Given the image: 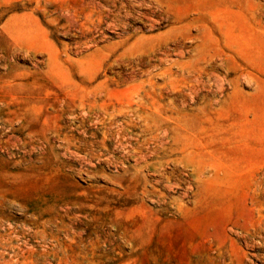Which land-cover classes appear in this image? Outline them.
Here are the masks:
<instances>
[{"label":"rangeland","instance_id":"1","mask_svg":"<svg viewBox=\"0 0 264 264\" xmlns=\"http://www.w3.org/2000/svg\"><path fill=\"white\" fill-rule=\"evenodd\" d=\"M0 264H264V0H0Z\"/></svg>","mask_w":264,"mask_h":264}]
</instances>
